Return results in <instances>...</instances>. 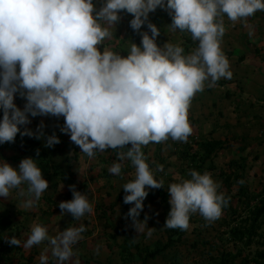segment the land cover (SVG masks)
I'll return each instance as SVG.
<instances>
[{
  "label": "clouds",
  "instance_id": "obj_1",
  "mask_svg": "<svg viewBox=\"0 0 264 264\" xmlns=\"http://www.w3.org/2000/svg\"><path fill=\"white\" fill-rule=\"evenodd\" d=\"M0 0V145L21 137L39 135L30 128L29 116L63 117L61 132L68 134L81 152L93 157L96 151L124 148L117 161L129 160L134 179L123 185L124 203L132 204L128 215L138 233L152 235L146 221H139L146 186L163 187L147 163L142 146L171 138L186 142L192 134L188 109L196 93L214 86L221 78L231 79L229 59L221 48L226 28L264 11V0ZM171 17V31L188 32L195 49L186 53L179 43H157L161 30L149 21L157 8ZM133 18L129 25L141 37L129 40L127 55L101 47L116 31L121 13ZM146 26L147 30L142 31ZM19 94L26 100L23 110L14 102ZM60 142L55 134L47 146ZM33 157L23 158L18 167L0 159V197L9 198L13 189L23 198L20 205L32 208L49 187ZM122 164L114 162L109 172L120 175ZM189 179L170 183L171 206L164 227L186 230L190 214L199 213L215 221L228 201L209 172L191 170ZM27 185L25 189L22 185ZM73 198L59 203L62 213L79 220L93 212L87 196L70 186ZM87 231L85 225H70L49 235L34 222L23 247L47 242L39 264H66ZM20 246L15 236L6 238Z\"/></svg>",
  "mask_w": 264,
  "mask_h": 264
},
{
  "label": "rangeland",
  "instance_id": "obj_2",
  "mask_svg": "<svg viewBox=\"0 0 264 264\" xmlns=\"http://www.w3.org/2000/svg\"><path fill=\"white\" fill-rule=\"evenodd\" d=\"M197 43L192 44V47L196 48ZM118 52H121V50ZM223 52L229 59L232 78H221L219 81H223L225 84L216 83V86H214L217 87V92H214L211 87L209 88L206 82L204 90L196 93L191 100L188 120L192 132L201 130L204 137L206 136L205 139L222 143V148L217 151L218 155L214 157L215 165H217V169L213 170L211 175L214 181H216L220 168L225 170L230 163L234 165L243 164L252 186L258 187L264 184V121L247 120L244 113L247 109H244V107L247 99L253 97L252 90L254 84H256L255 82H261L262 76L252 74L250 76H238V71L246 73V68L236 66L238 62H234L235 58L230 56L229 51ZM236 101L240 102L238 107ZM212 102H215V104L210 106ZM242 111L243 115L240 114ZM18 136L20 141L22 137L19 134ZM163 143L165 142L163 141ZM192 143L194 145V142ZM195 148H197V145H195ZM179 151L181 155L182 150ZM160 153L167 156L168 149L164 147L160 149ZM174 154H177V152ZM168 158L174 161V164L178 167L174 169L173 165L171 167L165 165L163 169L153 172L154 177L158 181H162L163 188L146 186L148 195L143 202L142 214L137 217L139 221H146L147 228L152 229L150 237L147 235V229L144 233L137 232L133 219L128 215L129 209H125V207H133L134 202L132 204L124 203L126 193L122 187L126 182L134 179L135 171L130 172V176H126V174H124V177L116 175L111 179H108L107 176H101L98 179L99 184H94L93 189L85 188L87 198L93 206V212L91 214L86 213V217L88 220L94 218L97 230L105 232L106 240L110 242V245L107 246H102L100 243L97 246L98 249L91 256H89V253L81 254L93 261L92 264H142L139 253L145 255V253L155 250L159 244L163 246L168 242L170 246L161 250L156 257L150 258L148 264H176L174 261L175 255H177L181 264H202L203 260L209 256L206 253L210 249L208 242L213 240L215 243H219L215 236L220 230L222 221H220V218L209 222L197 212L190 214L189 227L183 232L179 228H176V232H173L172 228L164 227L171 208L169 200L163 198L164 187L167 190L169 184L177 182L178 178L186 179L182 176L180 170L181 158L177 155L173 156V154ZM91 160L90 157L83 154L79 160L80 165L77 166L74 174L76 175V172L82 174L88 165V161ZM155 160H157V157ZM54 161L56 160L53 159ZM63 172L66 173L67 170ZM53 180L55 179L50 181ZM51 190L58 191V194L55 195L58 199L68 191L66 187ZM218 191L225 195L227 189L224 186L222 189L219 188ZM232 204L239 207L238 199L233 198ZM241 210L243 211L242 208ZM262 225L259 231L264 234V220ZM171 237H173L175 243L171 241ZM96 239L101 240L98 235ZM258 239V242L252 246L251 251H255L256 248L264 244V236H260ZM248 249H246V252H248ZM211 250V253L217 254L216 249L212 248ZM208 262L211 263L210 260Z\"/></svg>",
  "mask_w": 264,
  "mask_h": 264
},
{
  "label": "crops",
  "instance_id": "obj_3",
  "mask_svg": "<svg viewBox=\"0 0 264 264\" xmlns=\"http://www.w3.org/2000/svg\"><path fill=\"white\" fill-rule=\"evenodd\" d=\"M96 3L97 8H99V0H96ZM132 18L133 17L126 12L121 13V19L116 24V31L113 30L112 37L106 39L103 45L100 46L101 50H103V47H109L114 51L121 50L120 54L126 56L127 48L130 43L129 40H132L137 44L140 43V35L134 32L129 25ZM149 21L160 27L161 33L157 38V43L161 46L167 41H170L172 43L181 44L185 48L186 53L195 49L192 47V44L197 42L192 40L190 33L180 32L179 30L173 32L170 30L168 25L171 24L172 20L166 10L157 8L154 12L149 14ZM224 24L226 31L221 40V48L223 51H229L230 56L235 58L234 62H238L236 66L246 68V73H242L239 70L237 75L250 76L252 74L262 76L261 82H255L256 84L253 86V97L247 99L244 107V109L247 110H245L244 113L246 119L249 121L252 119V121L260 120L263 122L264 11H257L253 16L248 17L246 21L232 22L225 16ZM144 30H147L146 26L142 28V31ZM215 86H212L211 88L214 92H217V87L215 88ZM14 102L22 110L26 104V100L22 97L20 98L19 94L16 95ZM239 103L240 102L238 101L236 104L237 107ZM214 104L215 102H212L210 106ZM189 110L190 109H188V111ZM1 113L2 112H0V117H2ZM240 114L243 115V111ZM29 119L31 123L24 127L30 128L34 133H37V135L41 132L43 133L40 139L33 137L39 143L38 148L36 146L34 147V144L25 146L23 143L27 141L28 138L26 137L23 139L22 137L19 141L18 139L20 137L17 134L15 142L0 145V159H4L13 167H18L20 161L26 157L37 159L36 162L38 165L44 159L49 157L50 159L53 158L56 160L54 161V166L58 167L59 171L62 172L67 170V172L74 174V171L77 170V166L80 165V157L85 153L81 152L79 146L71 141L68 134L61 132V128L64 126V118H57L50 115H38L36 117L29 116ZM53 134L59 137L60 142L49 147L47 146V137ZM205 137L200 130L198 132H192L186 142L174 141L169 138L170 141L168 139L164 141L165 143L162 141L160 143H150L147 146H142V151L147 157V163L149 166L151 165V170H155L156 168L154 167L156 166L157 170L163 169L165 165L170 167L173 165V168L175 169L178 166H176L174 161H171L168 157L173 154V156L177 155L182 158L179 150H182L184 145H187L191 140H208L205 139ZM178 142L181 147L177 145ZM21 145H24L23 148H21ZM126 147L127 145H125L124 148H109L104 151H96L95 155L90 157L92 160L90 162L88 161L85 171L82 174L76 172L84 178V183L88 189H93L97 183L99 184L98 179H100L101 176H107L108 179L116 176L109 172V168L114 162H120L122 164L121 177H124V174L130 176V172L135 171V167L132 165L131 161H117V153L126 152ZM164 147L165 149H168V153H166L167 156L161 155L160 153V149H163ZM175 152H177V154H174ZM156 157L157 160H155ZM180 161L182 160L180 159ZM47 180L49 182L48 189L45 190L40 200L36 202L32 208L26 209L20 205V200L23 198L18 196V189L11 190L9 198L0 197V264H39V257L47 246V242L35 245L30 249L23 247V242L26 241L30 234V228L34 222L45 226L48 229L49 235H55L57 230L63 231L70 225L77 227L80 224L85 225L87 231L82 233V238L73 246L75 252L74 256L70 261L66 262V264H92L93 261L81 254L89 253V256H91L92 253L98 249L97 246L100 243L102 246L110 245V242L106 240V233L97 230V224L95 223L94 218L88 220L86 217L87 214H85V216L79 220H74V217L70 213H62V210L59 208L60 202L67 201L65 199V194L67 192L63 197L61 196L58 199L57 196H55L58 194V191L56 192L51 189L66 187L69 190L71 185L78 187V181L64 182L56 178L53 181H50L51 179ZM22 187L26 189L27 185H22ZM81 193H84L87 196L85 190L81 191ZM97 235L101 240L96 239ZM13 236L21 240L22 243L20 246L10 245L7 240H5L6 238ZM48 255L49 264H56L55 258L51 257L50 252Z\"/></svg>",
  "mask_w": 264,
  "mask_h": 264
},
{
  "label": "trees",
  "instance_id": "obj_4",
  "mask_svg": "<svg viewBox=\"0 0 264 264\" xmlns=\"http://www.w3.org/2000/svg\"><path fill=\"white\" fill-rule=\"evenodd\" d=\"M217 83L225 84L223 81H218ZM26 137L28 138L27 141L22 142L25 146L30 144H34V147L38 146L39 143L33 137L23 136V139ZM192 142H194V145ZM24 145H21V148ZM177 145L181 147L179 142ZM195 145H197V148H195ZM130 147L131 145L128 144L125 150ZM221 148L222 143L211 140H193L184 145L181 152L182 161L180 165L182 176L189 179L191 170L199 171L201 174L209 172L212 175V171L217 169L214 157L218 155L217 151ZM38 166L46 180L56 178L64 182L78 181L79 186L75 187L77 191L81 192L85 188L87 189L83 177L78 174L59 171L58 167L54 166L52 158L47 157ZM234 167L238 168L235 169ZM154 168L156 169L152 170L153 172L157 170V166ZM245 170L246 168L243 164L234 165L231 163L228 164L225 170L222 168L219 170L216 182L220 185L219 188L226 187L227 191L224 196L228 203L219 217L220 221H222L220 230L215 236L219 243H215L213 240L208 242L210 249L206 253L209 256L203 260L202 264H209V260L211 261L210 264H264V244L256 248L255 251H251L252 246L258 242V238L264 236L259 231L263 226L264 220V184L258 187L252 186V182L248 179ZM164 191V200H169V193L165 187ZM65 195L67 201L73 198L70 189ZM233 198L238 199L239 207L232 204ZM125 209L130 210L128 207H125ZM171 230L176 232L177 229L172 228ZM180 231L183 232L182 229ZM171 241L175 243L173 237H171ZM169 246V242L163 246L159 244L155 250L149 251L145 255L138 252L141 263L148 264L150 258L156 257L161 250L167 249ZM212 248L216 249L217 254L211 253ZM246 249H248V252H246ZM174 261L176 264H181L177 255H175Z\"/></svg>",
  "mask_w": 264,
  "mask_h": 264
}]
</instances>
